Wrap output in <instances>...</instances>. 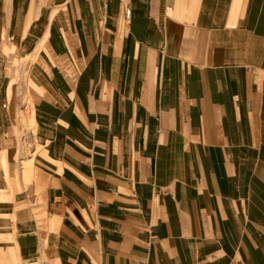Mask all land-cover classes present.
Masks as SVG:
<instances>
[{
	"label": "crops",
	"instance_id": "0c3cea01",
	"mask_svg": "<svg viewBox=\"0 0 264 264\" xmlns=\"http://www.w3.org/2000/svg\"><path fill=\"white\" fill-rule=\"evenodd\" d=\"M24 31L57 229L2 210L22 262L264 264V0H0V59Z\"/></svg>",
	"mask_w": 264,
	"mask_h": 264
},
{
	"label": "rangeland",
	"instance_id": "374dc122",
	"mask_svg": "<svg viewBox=\"0 0 264 264\" xmlns=\"http://www.w3.org/2000/svg\"><path fill=\"white\" fill-rule=\"evenodd\" d=\"M124 23L122 21V24ZM26 36L25 31L21 38L15 39L14 36L11 39L7 35V45L11 49L5 55L7 59H0V212L8 210L10 207H14V211L27 207L26 205L14 203L15 200L18 201L20 194L26 193L28 202L33 201V205L36 206L34 207L35 218L33 217V219L38 228L55 231L57 227H50L51 217L41 210L43 206L46 209L44 193L48 175L41 173L44 168L47 169V166L43 165L41 161L37 162V157L43 159V162L54 166L45 155L41 154L50 151L52 145L47 142L41 144L36 137V121L32 103L39 101L41 92L35 84L30 83L28 71L32 62H29V57L26 60H19L18 56L13 54L14 52L20 53L15 44L22 41ZM36 64L41 65L37 58ZM42 68L44 74L50 75V72H47L46 65H43ZM61 74L66 80L64 74ZM6 151L8 152V164L5 165L2 162V154ZM29 159L33 160L37 173L45 182L44 188L37 189L35 183L26 179V176L22 174L23 164ZM24 166L30 168L29 163ZM28 219H30V216H28ZM17 223L18 219L15 218L14 214L7 216L0 214V264H43L42 262L46 259V256L35 262L21 261L17 245L14 244L13 237L9 235L10 229L14 232ZM43 244H45V239ZM55 263L56 261L53 262V264Z\"/></svg>",
	"mask_w": 264,
	"mask_h": 264
},
{
	"label": "built area",
	"instance_id": "2783aa9c",
	"mask_svg": "<svg viewBox=\"0 0 264 264\" xmlns=\"http://www.w3.org/2000/svg\"><path fill=\"white\" fill-rule=\"evenodd\" d=\"M129 11H130L129 8H126V9H125V16H127V17L129 16ZM127 17H126V18H127Z\"/></svg>",
	"mask_w": 264,
	"mask_h": 264
},
{
	"label": "bare ground",
	"instance_id": "6f19581e",
	"mask_svg": "<svg viewBox=\"0 0 264 264\" xmlns=\"http://www.w3.org/2000/svg\"><path fill=\"white\" fill-rule=\"evenodd\" d=\"M127 16H125V11H124V18L126 19V20H129V18H130V11H129V16L126 18Z\"/></svg>",
	"mask_w": 264,
	"mask_h": 264
}]
</instances>
